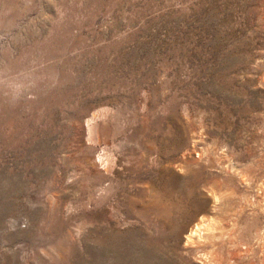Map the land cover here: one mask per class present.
<instances>
[{
	"label": "rangeland",
	"instance_id": "rangeland-1",
	"mask_svg": "<svg viewBox=\"0 0 264 264\" xmlns=\"http://www.w3.org/2000/svg\"><path fill=\"white\" fill-rule=\"evenodd\" d=\"M0 264H264V0H0Z\"/></svg>",
	"mask_w": 264,
	"mask_h": 264
},
{
	"label": "bare ground",
	"instance_id": "bare-ground-1",
	"mask_svg": "<svg viewBox=\"0 0 264 264\" xmlns=\"http://www.w3.org/2000/svg\"><path fill=\"white\" fill-rule=\"evenodd\" d=\"M103 130V129H102ZM98 136V135H97ZM91 159V158H90Z\"/></svg>",
	"mask_w": 264,
	"mask_h": 264
}]
</instances>
